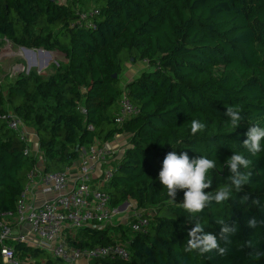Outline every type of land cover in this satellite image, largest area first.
Here are the masks:
<instances>
[{"label": "trees", "instance_id": "obj_1", "mask_svg": "<svg viewBox=\"0 0 264 264\" xmlns=\"http://www.w3.org/2000/svg\"><path fill=\"white\" fill-rule=\"evenodd\" d=\"M85 6L100 11L95 27L71 28ZM0 39L67 59L48 77L30 71L6 90L0 85L1 213L16 210L37 164L7 128L9 111L36 131L45 173L64 171L83 148L128 133L130 147L106 191L112 207L135 200L155 220L146 234L127 238L130 260L92 264H264V139L254 155L244 147L252 126L264 128V0H0ZM139 61L148 70L126 94L140 113L120 127V78L126 63ZM228 107L240 111L237 127ZM193 120L205 125L195 135ZM169 152L214 160L205 192L227 187L228 199L185 210L184 191L173 200L158 178ZM234 153L250 160L240 168L247 180L239 190L228 165ZM197 225V235H215L218 248L190 249ZM77 239L73 246L82 248L115 243L106 228L81 229ZM14 248L35 264H64L38 247Z\"/></svg>", "mask_w": 264, "mask_h": 264}, {"label": "built area", "instance_id": "obj_2", "mask_svg": "<svg viewBox=\"0 0 264 264\" xmlns=\"http://www.w3.org/2000/svg\"><path fill=\"white\" fill-rule=\"evenodd\" d=\"M99 15L98 9L80 8L77 10V20L71 24V28H94V19ZM8 47L4 49L0 47V62L4 58L13 56L6 55ZM42 52L45 53L44 50ZM11 53L15 56L13 51ZM55 64L58 66V62L55 61ZM25 71L26 68L23 66H16L15 71L8 75L18 77ZM82 112L86 114L84 109ZM139 113L137 106L127 97L126 92H123L115 123L122 127ZM4 118L7 121V128L16 133L20 141L26 144L25 156L32 157L30 129L23 118L15 113H8ZM110 156L109 148L99 142L83 148L78 174L74 178H72V167H67L61 172L45 173L44 162L41 168L36 164L28 175V184L17 201L16 210L0 212V264H35L31 257L25 259L19 257L14 243H25L41 248L64 264H90L93 261L106 259L130 260L129 243L115 242L108 246L82 248L70 246L65 239L66 230L105 229L116 222L124 224L129 229L131 238L149 231L153 222L151 215L153 209L140 210L135 200L125 202L127 203L125 207H122L125 203L120 207H112L111 196L106 188L113 179L116 168H105L98 185L96 187L93 185L95 174L101 166L108 165ZM36 188L45 197V201L40 206L36 205L32 196L33 189L35 191ZM130 209L133 210V219L126 221L124 216ZM27 224L36 242L29 240L24 234L15 235V229L23 231Z\"/></svg>", "mask_w": 264, "mask_h": 264}, {"label": "clouds", "instance_id": "obj_3", "mask_svg": "<svg viewBox=\"0 0 264 264\" xmlns=\"http://www.w3.org/2000/svg\"><path fill=\"white\" fill-rule=\"evenodd\" d=\"M231 119V125L237 127L239 121L242 119L239 109L232 107L227 108L225 113ZM205 125L193 120L191 124V132L193 135L198 130L204 129ZM248 139L244 141V147L248 149L253 155L261 151V141L264 139V128L252 126L248 133ZM250 160L243 155L233 154L228 160L230 171L233 174L231 177L232 184L237 190L246 182L247 175L240 171V168H248ZM216 162L206 157L197 159H190L189 155L184 152L176 154V152H169L163 160V167L159 172V180L161 184L167 189V194L175 200L177 190L184 191L183 208L190 213L201 212L208 206L212 200L221 203L228 199L230 195L229 188H221L215 195L205 192L212 185L211 179L208 177L209 170L215 168ZM252 223V222H250ZM202 229L197 225L189 233L191 239L189 240L190 249H198L200 252H207L211 249L218 248L217 238L215 235L206 234L198 236L197 233ZM228 231V229H223ZM221 253L224 249L220 248Z\"/></svg>", "mask_w": 264, "mask_h": 264}, {"label": "crops", "instance_id": "obj_4", "mask_svg": "<svg viewBox=\"0 0 264 264\" xmlns=\"http://www.w3.org/2000/svg\"><path fill=\"white\" fill-rule=\"evenodd\" d=\"M58 2L60 3H66V0H58ZM42 50L44 49H32L31 52L27 53V62L29 63V66L32 67H39V71L38 74H45L44 76L48 77L49 73L52 74L51 72H48V65L50 63V60L52 59L53 56H55V53L58 52H48L45 51V53L42 52ZM60 61L65 63L67 61L66 57L63 54H60ZM9 60H4L0 62V67H2L3 65H5V63H7ZM135 63H131L128 66L127 73L125 75L124 81L122 82V89L124 92H126V86L128 83H130L131 81L137 79L144 71L148 70V64L147 62H142V65L144 66L143 68H139L136 69V67L134 66ZM3 71L6 72L7 76L9 73V69L6 70V68H3ZM47 73V74H46ZM10 77V76H9ZM11 79V83L15 80V77H10ZM30 150H31V156H33L34 158H36L37 160V165L39 168L42 167L43 162L45 160L44 158V153L42 152V150L39 147V141H38V137H37V133L35 130L30 129ZM130 140H131V135H129L128 133H123L120 135L115 136V138L107 143H103L104 145H106L109 150L111 151V156L108 159V165L105 167H100L97 171V173L95 174V180L93 182V185L96 187L98 185V180L100 178V176L102 175L103 171L105 168H116L118 163L120 162V160L122 159V157L124 156L126 150L130 147ZM80 164V158L75 161L70 167H72V178H74L77 174H78V167ZM33 199L36 202L37 206H40L44 201H45V197H43L40 194V191L36 188L35 191L33 189V193H32ZM124 220V219H123ZM109 226V227H108ZM106 227V229H110V233L112 238L114 239L115 242H122V243H128L127 238H129V236L127 234H124V229L120 228L119 226H122L125 228L124 224H120L119 222H116L112 225H108ZM78 232L79 231H71V230H66L65 233V239L66 242L70 245L73 246V242L74 241H78ZM19 234H24L28 237L29 240L31 241H35L36 242V238L31 234L30 232V227L27 225L24 226L23 231L19 230V229H15V235H19ZM131 238V236H130ZM31 246V245H30ZM28 258V257H26ZM45 264V263H43ZM83 264V263H82ZM92 264V263H90Z\"/></svg>", "mask_w": 264, "mask_h": 264}, {"label": "rangeland", "instance_id": "obj_5", "mask_svg": "<svg viewBox=\"0 0 264 264\" xmlns=\"http://www.w3.org/2000/svg\"><path fill=\"white\" fill-rule=\"evenodd\" d=\"M83 8L85 10H91L92 9V7H88V6H85ZM8 45L11 46V47H8ZM0 47L2 49H4V47L5 48L8 47L7 48V51H6V55H13L11 58H4L2 61H4V60H9V61L7 63H5V65H3L2 67H0V81H2V84L1 85L3 86V89L4 90H6L8 84L11 83L10 82L11 79H10L9 75L7 76L6 72L3 71V68H6V70L9 69V73H13L15 71L16 66H23L24 68H26L25 73H23L24 75H27L28 74V71H39L40 70L38 66L32 67V68L29 66V63L27 62V56L28 55H27V53L25 51H23L21 49V47L14 46L11 42L7 41L6 39H0ZM10 49H11V51H13L15 53V56H14V54L11 53ZM54 55L55 56H53L52 59L50 60V63L48 65V69H47L48 72H51V73L54 72V66H57L55 64V61L58 62V64L63 63V62L60 61L61 59H60V55L58 53H55ZM130 64L131 63H126L125 64L124 72H123V74L121 75V78H120L121 79V86L123 85L122 82L124 81V79H126L125 78V75L127 73V70H129L128 69V66ZM134 66L136 67V69H139V68H143L144 67L142 65V62H140V61L139 62H136L134 64ZM44 75L45 74H43V73L41 74L42 77H46ZM50 75L51 74L49 73V76ZM14 77H16V76H14ZM9 113H13V112L12 111H9ZM29 129H32V128H29ZM32 130H34V129H32ZM132 212H133V210L130 209L129 210V213L126 216H124V217H126V221L133 219ZM151 215H152L153 221H154L155 220V211L154 212H151ZM119 227L124 229V234H127L128 236L131 235V233H130V231H129V229L127 227H125V228L122 227V226H119ZM119 243L125 244V243H122V242H119ZM23 259H25V258H23Z\"/></svg>", "mask_w": 264, "mask_h": 264}, {"label": "water", "instance_id": "obj_6", "mask_svg": "<svg viewBox=\"0 0 264 264\" xmlns=\"http://www.w3.org/2000/svg\"><path fill=\"white\" fill-rule=\"evenodd\" d=\"M52 1H55V0H52ZM23 49V51H25L26 53H29V52H31L32 51V49H26V48H22ZM134 60H132V62H133ZM115 77H117V76H115ZM127 205V203H125L122 207H125Z\"/></svg>", "mask_w": 264, "mask_h": 264}, {"label": "bare ground", "instance_id": "obj_7", "mask_svg": "<svg viewBox=\"0 0 264 264\" xmlns=\"http://www.w3.org/2000/svg\"><path fill=\"white\" fill-rule=\"evenodd\" d=\"M9 54V53H8Z\"/></svg>", "mask_w": 264, "mask_h": 264}]
</instances>
